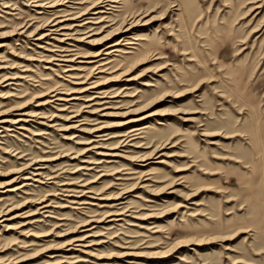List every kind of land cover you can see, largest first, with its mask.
<instances>
[{
  "label": "rangeland",
  "instance_id": "rangeland-1",
  "mask_svg": "<svg viewBox=\"0 0 264 264\" xmlns=\"http://www.w3.org/2000/svg\"><path fill=\"white\" fill-rule=\"evenodd\" d=\"M0 214V264H264V0H0Z\"/></svg>",
  "mask_w": 264,
  "mask_h": 264
},
{
  "label": "bare ground",
  "instance_id": "bare-ground-1",
  "mask_svg": "<svg viewBox=\"0 0 264 264\" xmlns=\"http://www.w3.org/2000/svg\"><path fill=\"white\" fill-rule=\"evenodd\" d=\"M59 24H61L60 22H57L56 23V25H59ZM60 29V31H63V32H67V30H70V29H73V28H68V27H61V28H59ZM58 29V30H59ZM58 33V32H57ZM63 35H67V34H63ZM68 36V35H67ZM64 37V36H63ZM69 37V36H68ZM47 38V37H46ZM45 38V35L44 36H40L39 38H38V40H44V39H46ZM61 38V37H60ZM48 39V38H47ZM59 42H64L63 40H58ZM119 45V42H114V43H112V44H110V45H108V46H106V48H105V50H107V49H110V48H117V46ZM39 47V46H38ZM44 48V47H43ZM62 50V49H61ZM115 51H118L117 49H113V50H111V51H106L105 53H104V55H111V53H113V52H115ZM100 55H102V54H100V51L98 52V53H96L95 55H93V56H85V57H95V58H97V57H99ZM106 59V58H105ZM100 61H102V60H100ZM89 63H92V62H89ZM95 63H99V61L97 60V61H95ZM108 62H106L105 64H107ZM103 65V64H102ZM70 66V65H69ZM73 67V66H72ZM103 67V66H102ZM102 67H100V65L98 66V67H95L94 66V68H93V70L92 71H90L89 70V72H88V76L87 77H89V76H93V75H91L90 73H93V71L94 70H97V69H99L100 71H101V68ZM74 68V67H73ZM104 68V67H103ZM78 69V68H77ZM85 69V68H84ZM84 69H82V70H84ZM72 71V70H71ZM102 72H104V71H102ZM85 78V79H88V78ZM15 79V78H14ZM22 79V78H21ZM84 79V80H85ZM81 83H86V82H81ZM103 84H101V82H93V83H91L89 86H86V87H84V88H82V87H80V89H78V90H73L74 92L73 93H75L76 91H79L78 93H86V92H88L89 93V91H91V90H96L94 93H97V94H94V96L93 97H91V98H89V99H87V100H84V101H86V102H93V103H91L90 104V106H87V107H89V108H92V110H95L97 107H101V105H103V104H105L106 102H101L103 99H105V98H107V96L108 95H106V92H104V91H97L98 89H100V87L102 86ZM51 91H53V90H51ZM69 91H72V90H69ZM70 93H72V92H70ZM112 93V92H111ZM66 95H68V94H66ZM90 96H91V94H89ZM54 96H57L56 94L54 95ZM53 96V97H54ZM61 95H58V97H57V99L59 100V101H68V100H64V98L62 99L61 97H60ZM88 96V95H87ZM86 97V96H85ZM86 99V98H85ZM95 106H97V107H95ZM104 109V108H103ZM4 123H6V122H9L10 124H13V123H16L15 121L14 122H10V121H3ZM6 126H8V125H6ZM12 126V125H11ZM9 128H5L4 130L5 131H10V130H8ZM22 129H24V128H22ZM141 130V128H138V127H135L134 129H132L130 132H134L135 130L137 131V130ZM98 147H101V146H97V148ZM87 164V163H86ZM35 169H38V168H35ZM37 173V172H36ZM32 174V175H39L38 173L37 174ZM24 179H28V177H26V178H24ZM24 185L25 184H23V186H21V187H24ZM66 184H62V186L64 187ZM67 185H69V186H67V187H70V186H72V184H67ZM20 187V188H21ZM16 189H18V188H16ZM65 191L66 192H68L69 194H71V195H68V196H74L73 195V193H78L79 191H76V190H74V189H65ZM85 193V192H84ZM82 194H83V192H82ZM3 200V199H2ZM46 205V204H45ZM44 208V207H43ZM1 215V214H0ZM117 215H119V214H117ZM88 237V236H87ZM81 240V239H80ZM76 242V241H75ZM84 247V246H83ZM80 251V250H79Z\"/></svg>",
  "mask_w": 264,
  "mask_h": 264
}]
</instances>
